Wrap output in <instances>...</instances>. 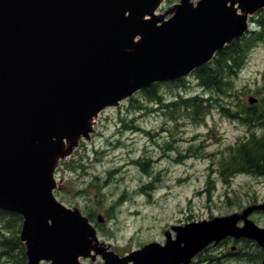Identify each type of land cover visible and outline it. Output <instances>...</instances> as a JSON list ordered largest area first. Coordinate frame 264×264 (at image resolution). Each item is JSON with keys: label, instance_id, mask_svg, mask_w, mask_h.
Instances as JSON below:
<instances>
[{"label": "water", "instance_id": "water-1", "mask_svg": "<svg viewBox=\"0 0 264 264\" xmlns=\"http://www.w3.org/2000/svg\"><path fill=\"white\" fill-rule=\"evenodd\" d=\"M163 1L0 0V208L23 217L27 264H83L92 250L100 264L189 263L237 230H253L264 246V229L249 220L239 229L227 214L174 226L165 245L104 254L89 218L54 193L59 160L91 138L102 110L207 64L264 7L181 0L166 19L156 14Z\"/></svg>", "mask_w": 264, "mask_h": 264}, {"label": "rangeland", "instance_id": "rangeland-1", "mask_svg": "<svg viewBox=\"0 0 264 264\" xmlns=\"http://www.w3.org/2000/svg\"><path fill=\"white\" fill-rule=\"evenodd\" d=\"M180 1L166 0L159 11L171 16ZM254 17L264 20V9ZM183 81V86L161 85L163 105L142 99L143 109L130 108L128 100L105 108L95 119L91 139L58 162L55 194L93 221L104 254L127 257L148 243H166L168 230L176 238L174 226L242 212L251 195L264 198V185L256 184L254 176L234 173L233 163L241 158L234 136L245 133L246 126L232 119L234 91L246 102L249 94L264 99V39L234 70L229 96L217 99L205 117H194L179 101L207 97L210 91L193 75ZM220 102L229 107V115ZM72 158L73 164L68 162ZM227 162L233 167L227 169ZM90 260L105 261L93 250Z\"/></svg>", "mask_w": 264, "mask_h": 264}, {"label": "flooded vegetation", "instance_id": "flooded-vegetation-1", "mask_svg": "<svg viewBox=\"0 0 264 264\" xmlns=\"http://www.w3.org/2000/svg\"><path fill=\"white\" fill-rule=\"evenodd\" d=\"M232 106L237 108L233 111V123L246 126L245 133L241 132L239 136H234V139L240 143L238 148L241 156L236 164L233 163L234 173L242 172L246 176H254L256 184L264 185V99L262 95L249 94L246 102L240 100L234 91ZM245 206L248 209L247 218L243 217L246 209L242 212L234 210L230 213L238 215L236 226L244 229V225L249 220L264 229V198H260L258 194L251 195L249 203ZM237 231L238 233L227 234L207 244L189 264H232V261L237 264H263L264 246L254 235L253 230ZM167 236L166 240L175 238L172 237L171 232ZM85 262L92 263L90 259Z\"/></svg>", "mask_w": 264, "mask_h": 264}, {"label": "trees", "instance_id": "trees-1", "mask_svg": "<svg viewBox=\"0 0 264 264\" xmlns=\"http://www.w3.org/2000/svg\"><path fill=\"white\" fill-rule=\"evenodd\" d=\"M257 29V30H256ZM264 39V20H256L254 29L247 35L235 39L218 51L211 62L197 68L193 77L198 80L204 89L210 91V96L203 95L181 98L182 108H186L191 115L205 117L209 107L217 99L229 96L230 82L234 70L241 65V59L249 53L256 42ZM184 79L154 83L139 91L135 96L126 101L130 108L143 109L142 99L149 103L163 105L165 99L161 93L162 84L184 85ZM178 103L173 102V106ZM221 111L230 114L229 107L223 103L218 106ZM205 119V118H204ZM80 160V159H79ZM73 164V160H70ZM233 165L227 162V169ZM60 192V191H59ZM23 218L20 214L0 208V264H27L26 247L20 239Z\"/></svg>", "mask_w": 264, "mask_h": 264}, {"label": "bare ground", "instance_id": "bare-ground-1", "mask_svg": "<svg viewBox=\"0 0 264 264\" xmlns=\"http://www.w3.org/2000/svg\"><path fill=\"white\" fill-rule=\"evenodd\" d=\"M237 13L242 14V11L236 7ZM93 122H95V118H93Z\"/></svg>", "mask_w": 264, "mask_h": 264}]
</instances>
